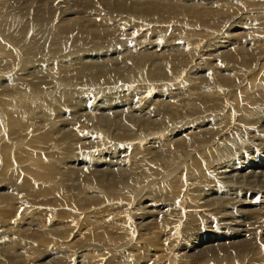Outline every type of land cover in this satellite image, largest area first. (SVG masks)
Segmentation results:
<instances>
[{
	"label": "bare ground",
	"instance_id": "obj_1",
	"mask_svg": "<svg viewBox=\"0 0 264 264\" xmlns=\"http://www.w3.org/2000/svg\"><path fill=\"white\" fill-rule=\"evenodd\" d=\"M167 1L0 0V264H105L102 258L124 252L126 244L99 252L98 257L85 252L106 249L110 244H101L105 238L116 244L132 231L139 240L132 248L135 254L106 264H170L175 258L195 264H264V184L241 186L238 200L231 198L233 194L225 200L206 199L209 194L203 193L213 186L218 195L222 188L216 191L219 181L213 173L230 162L238 163H226V145H238V136L253 141L260 137L259 128H248L259 125L256 115L264 111V71L260 72L264 14L246 16L252 19L251 24L247 19L249 30L263 40L215 54L217 64L213 65L204 56L218 41L223 45L224 40H238L229 35L232 25L226 29L228 37L225 33L210 43L189 38H198L197 31L150 28L157 24L145 17L154 15L160 17L161 25L183 12L192 24L200 13L202 24L217 19L215 10H177V4ZM248 1L244 2L247 8L264 11V0ZM237 5L222 0L220 14L225 19L231 14L228 10L238 14L243 8ZM112 11L125 12L131 22ZM57 16H62L59 22L54 21ZM44 40L49 41L47 46ZM130 47L134 50L118 59H101L115 49L121 55L122 48ZM89 48L103 53L97 54V61L82 60L91 58L85 54ZM229 64L237 67L231 78L212 72ZM202 68L207 74L197 75ZM230 79L240 89L226 85ZM170 84L177 85L171 88ZM211 84H215L212 90ZM81 87L88 89L83 94L89 96L83 102L98 96L96 104L112 98L110 108H122L114 113L146 111L151 123L136 120L131 126L138 123L142 130L122 132L114 128L117 115L106 118L90 113V118H72L84 105ZM184 93L189 98L179 97ZM96 104L95 112H99L103 106ZM208 118L213 124L202 128ZM66 125L71 126L69 131ZM135 135L144 140L137 143ZM106 143L116 146L115 150L103 153ZM89 150H102L103 156L121 152L133 177L111 175L99 164L84 167L86 158L79 153ZM125 186L130 191L124 192ZM133 194L142 198L137 204L136 198L129 199ZM104 204L108 205L101 207ZM234 218L239 219L240 228L231 226ZM154 239L157 245L150 247L147 241ZM52 253L55 256L47 260ZM255 253L261 257L252 259Z\"/></svg>",
	"mask_w": 264,
	"mask_h": 264
},
{
	"label": "rangeland",
	"instance_id": "obj_2",
	"mask_svg": "<svg viewBox=\"0 0 264 264\" xmlns=\"http://www.w3.org/2000/svg\"><path fill=\"white\" fill-rule=\"evenodd\" d=\"M109 1H113V0H105V2H109ZM139 1V0H138ZM157 1H159V2H161V3H165V2H168L167 0H157ZM172 2H174L175 4H177V6L178 7H176V8H178L177 10H180V8H182V7H184V9H186V10H188V9H191V8H199V9H202V10H215L214 12H215V14H216V20L215 21H212V23H211V20L213 19V18H211L210 19V22L209 23H206V24H202V22L203 21H201V16H202V14L200 13L199 14V16L198 15H196V16H194L195 17V19L193 20V24L192 23H189V22H187L186 20H185V17H186V14L183 12V15L182 14H178L180 17L179 18H177L176 16L173 18V21H171V22H168V23H166V24H164V25H161V22H160V17L158 16V15H154V16H149V17H145L146 19H147V21L148 22H151V23H156L157 25L156 26H154V25H152L151 24V27L150 28H153V27H157V28H169V29H176V27L177 28H183V29H187V30H190V31H194V32H196V33H198V34H200V36L198 37V38H196L195 36H191V37H189V38H192L194 41L195 40H203V41H206V43H210L211 41L213 42L214 41V39L216 38V37H219V39L218 40H220L221 39V36L223 37L224 35H226L227 33V31H226V29H228V28H230L231 27V25H232V27L230 28V30L231 31H228V32H230L229 33V35H231V39L232 40H234V38L235 39H237L238 38V40H234L233 42H231V40L230 41H228V40H224V44L222 45V41H218L217 42V44H214L213 45V48L212 49H210V50H212V52H214V53H212V56H210V50L206 53L207 55L206 56H204V58H206V60H209V62L211 63V64H213V65H215V64H217V62L215 61L217 58H215L214 57V55L216 54V56L217 55H220L221 53H224L225 51L227 52V51H229V50H232V49H234L235 47H236V49L237 50H240L239 48L240 47H242V46H245V45H247L248 44V46H246V48H248L249 46H250V44H251V41H254V40H260V38H261V40H263L262 39V36L260 37L258 34H255L254 32H251L250 30H249V26H248V20L249 19H251V18H247V17H251L252 15H255V14H264V11H259V10H256L255 8L253 9V8H247V6L245 5V3H247V2H249L248 0H243V3H241V1L240 0H223L224 1V4H225V2L227 3V4H233L234 3V5H237V6H239V7H241V8H243L242 9V11H240V12H238V14H236L235 12H232L231 10H228L231 14H235V15H228L227 14V19H225V17L223 16L224 14H220L221 13V10H219V9H222V7H220V4H221V2H222V0H171ZM180 1V2H179ZM181 1L183 2V3H181ZM216 1V2H215ZM235 1V2H234ZM195 2V3H194ZM203 2V3H202ZM209 2V3H208ZM215 2V3H214ZM219 2V3H218ZM232 2V3H231ZM245 2V3H244ZM197 3V5H195ZM184 4V5H183ZM189 5V6H187V5ZM198 4H199V6H198ZM242 4H244V5H242ZM186 5V6H185ZM206 6V7H204V6ZM180 6V7H179ZM244 6V7H243ZM218 7V8H217ZM216 8V9H215ZM249 9V10H247V9ZM263 9H264V7H262ZM252 9V10H251ZM259 11V12H258ZM112 13L116 16V17H118V18H120V19H125V20H128V21H130V18H129V16H128V14H126L125 12H120V11H112ZM242 13V14H241ZM246 13V14H245ZM245 15V16H244ZM249 15V16H248ZM234 16V17H233ZM242 16L244 17V18H242ZM247 16V17H246ZM62 16H57L56 18L57 19H55L54 21H58L59 22V20H58V18L60 19ZM198 17V18H197ZM224 19H223V18ZM246 17V18H245ZM75 17H72V19H74ZM187 18V17H186ZM191 18V17H190ZM242 18V19H241ZM66 19H71V18H66ZM146 19H142V20H145L146 21ZM223 19V20H222ZM232 19V20H231ZM248 19V20H247ZM125 20H123V22L121 23V24H119V25H123L126 21ZM240 20H241V22H240ZM243 20V21H242ZM66 21V20H65ZM183 21V22H182ZM221 24H219L218 22ZM233 22V24H232V22ZM109 22H111V23H113L114 24V20H112V21H109ZM131 22V21H130ZM175 22V23H174ZM217 22V23H216ZM239 22V23H238ZM251 22H252V19L250 20V23L249 24H251ZM159 23V24H158ZM170 23V24H169ZM181 23H183V24H181ZM214 23L216 24L215 26H213L214 25ZM169 24V25H168ZM172 24H174V25H172ZM191 24V25H190ZM196 24V25H195ZM238 24V25H237ZM244 26H243V25ZM254 24V23H253ZM177 25V26H176ZM227 25V26H226ZM184 26V27H183ZM188 26V27H187ZM194 26V27H193ZM217 26V27H216ZM225 26H226V28H225ZM224 29H223V28ZM242 28V29H241ZM212 29V30H211ZM217 29V30H216ZM219 29H220V31H219ZM245 29V30H244ZM246 29H248V30H246ZM250 29H251V27H250ZM210 30V31H209ZM222 30V31H221ZM237 30V31H236ZM212 31V32H211ZM215 31V32H214ZM224 31V32H223ZM250 32V33H249ZM202 33H207L208 35H207V37H205L204 36V34H202ZM219 33V34H218ZM223 35H222V34ZM226 33V34H225ZM239 34V35H238ZM228 34L226 35L227 37L229 36ZM242 35H244V36H242ZM239 36V37H238ZM252 36H254V37H252ZM30 37V36H29ZM246 37V38H245ZM257 37H258V39H257ZM240 38H241V40H243V41H248L247 43H246V41L245 42H243V41H240ZM248 39V40H247ZM251 39V40H250ZM123 40H125V39H123ZM155 40V38L154 39H152L151 41H154ZM44 41H46V40H44ZM250 41V42H249ZM49 42V41H48ZM47 41L46 42H44V45H48L47 43H48ZM237 42V43H236ZM234 43V44H233ZM77 44V46H78V44H80L79 42L77 43H74V45H76ZM94 46H98V50H99V45L98 44H93ZM234 47V48H233ZM101 48H103V45L101 46ZM115 49V48H114ZM117 49H118V47H117ZM117 49H115L116 51H114L113 53H108V54H106V55H102L103 53H100V52H98V51H95L94 50V52H93V49L91 50V48H89V49H87L86 51H85V54H90L91 55V58L90 59H88L87 57L85 58V57H83L82 58V60H84V61H88V60H96L97 61V54H101L102 56H101V59H103V60H108V59H111V58H114L115 57V59L117 58V56H118V58L119 57H121V56H123V55H126L127 54V52H129L130 50H134V48H132V47H130L129 49H121V51H120V53H121V55L119 54V55H117V53H118V50ZM88 50H89V52H88ZM91 50V51H90ZM136 50V49H135ZM155 50H157V49H151L150 51L151 52H153V51H155ZM160 50H164V49H160ZM101 52H104V49H101L100 50ZM91 52V53H90ZM96 52V53H95ZM241 52H243V51H241ZM93 53H95V54H93ZM123 53V54H122ZM125 53V54H124ZM219 53V54H218ZM113 56V57H112ZM153 56H156V55H153ZM75 57V59L74 60H78L77 59V57H79L78 55H75L74 56ZM117 58V59H118ZM86 59V60H85ZM154 63H157V62H159V61H157L156 59H153L152 60ZM152 61H150V62H152ZM199 61V60H198ZM198 61H196L195 63H197ZM262 61H263V57H262V60H260L259 62L260 63H262ZM153 63V64H154ZM259 63V64H260ZM254 64H256V63H254ZM258 64V65H259ZM258 65H257V67H256V69L253 71V73H255L256 71H257V68H258ZM153 66V65H152ZM151 66V64H149L147 67H152ZM226 68H228V69H226ZM226 68H225V66L223 67V68H219L218 70H213L212 72L213 73H216V74H221V75H223V76H229V74H230V76L229 77H227V78H231L232 76H234L235 74H236V72H237V67H233V65H231V64H229V65H226ZM208 69V68H207ZM224 69V70H223ZM234 70V71H233ZM199 72V74H197V75H202V76H205V74H207V71L205 70H203V68L200 70H198ZM263 71H264V67L263 68H261V70H260V72H261V74L263 73ZM208 74H209V72H208ZM228 81V84H226V85H229L232 89H234L235 87H236V91H237V89H240V86H236V83H233L234 81L233 80H227ZM179 83V82H178ZM160 85V87H164V85H166L165 83L164 84H159ZM171 85V84H170ZM175 85H177V84H173V85H171V88H173ZM215 84H211L210 85V87H211V90H212V88H213V86H214ZM234 85V86H233ZM187 86V84H185V85H181L180 87H182V88H185V87ZM245 86V84L242 86V88ZM239 87V88H238ZM264 87V85H262V88ZM73 88V87H72ZM82 88V89H81ZM80 88V90L82 91H80V94H79V96L80 95H82V96H80L81 97V99H82V102H83V99L85 98V97H89V96H87V95H85L87 92H88V89H86V87H84V90L85 91H87V92H84V94H83V87H81ZM220 88V87H219ZM261 88V89H262ZM74 89V88H73ZM76 89H78V87H75V90ZM253 89H256V85L255 86H252V90ZM170 90V89H169ZM174 92V91H173ZM91 93H93V91H91ZM190 94L192 93V92H189ZM204 93H206V92H204ZM209 93H211V91L209 92ZM208 92L206 93V94H209ZM85 96V97H84ZM181 99H187V98H189V94L188 93H184V94H182L181 96H179ZM178 97V98H179ZM46 98H47V96H46ZM101 97H95V99H90V100H88L86 103L85 102H83V106L79 109V111L78 112H76L75 113V115L74 114H71V116H72V118H76L77 120H80V117L79 116H81V117H83V118H90L92 115H90V113H92L94 116H99L98 114H102V115H104V116H102V115H100L101 117H106V115H108L106 118H110L111 116H116L117 115V117H115V119H114V121H115V126H114V128H117V131L118 130H120V129H122V132H123V129H127V130H138L139 128H140V130H142V128L141 127H139V124L138 123H136V126H131V125H133L135 122H136V120H140L141 122H143V120H144V123H151V122H147V118L149 117V114L148 113H146V111H144V112H136V111H133V112H123V113H114V112H116V111H118V112H121V110H122V108H113V109H111L110 108V106L109 105H111V106H113V104H112V98L111 99H104V100H101V101H99V102H97V104H96V100H98V99H100ZM51 99V98H50ZM54 100H56V99H54ZM94 100V101H93ZM109 101V102H108ZM111 102V103H110ZM93 104H96L97 106L99 105V104H101L103 107H101L100 108V110H99V112L98 111H96L95 112V110H96V108H94V106H93ZM263 108H261L262 110H264V106H262ZM118 109V110H117ZM81 110V111H80ZM261 110V111H262ZM95 112V113H94ZM222 111H220V113H221ZM146 113V114H145ZM209 113V112H208ZM81 114V115H80ZM84 114V115H83ZM96 114V115H95ZM109 114H111L110 116H109ZM219 114V112L218 113H215V115L214 116H217ZM122 115V116H121ZM126 115V116H125ZM128 115V116H127ZM206 116H208L209 114H205ZM76 116V117H75ZM64 118L66 117V116H63ZM69 116L67 115V117L66 118H68ZM135 117V118H134ZM204 117H198V119H203ZM255 118V117H254ZM119 119H121V120H119ZM132 119V120H131ZM149 119H150V117H149ZM153 119H155V117H153ZM187 119V120H186ZM255 119H260V121L258 122V126H257V124L256 125H250V127L248 128L249 130H251V131H253V130H257L258 128H259V131H258V133H260V137H259V135L257 136L256 135V137L255 138H257V140H252V139H249V138H246L245 136H242L241 137V139H243V140H241L240 139V136H238V138H237V140H236V143L238 142V145H236V146H233L234 144H228V145H226L227 147H225L226 149H229V150H226L225 149V151H227V154H226V160L225 161H227L226 163H228V162H230V161H232L233 160V162H238V163H229V165L228 164H226V166H223V168L222 167H220L219 168V170L220 171H218V173H213V175L215 176L214 178L215 179H217L216 181H219V182H216L215 184L216 185H219V186H217L218 187V189H216V191L217 190H219V188L221 189L222 188V192L220 191H218L219 193H218V195H217V192L215 193V190L213 191V189H211L212 187H202L204 190H203V193L204 192H206V193H208L209 195H207V194H205V196H206V199L207 198H209V197H214V198H216L217 196H220V197H217V198H223V200H225V199H229L230 198V195H232L231 196V198H234V199H240L239 197L241 196V194H239V193H237L238 192V190L241 188V186H244V185H246V186H248V185H256V183H258V184H264V139H263V137H264V111H262V112H260L259 114H257L256 115V118ZM131 120V121H130ZM207 120V119H206ZM234 120V119H233ZM185 122L186 121H190V119H188V118H185V120H184ZM212 123H211V122ZM74 122V121H73ZM205 123V126L203 127L202 126V128H205V127H209L210 125H212L213 124V119L212 118H208V120L207 121H203L201 124H204ZM118 124V125H117ZM122 124H124L123 126H122ZM182 125V123H180L179 125H176V126H178V127H180ZM209 125V126H208ZM119 126V127H118ZM254 126V127H253ZM137 127V128H136ZM256 128V129H253V128ZM262 127V130L260 129ZM129 128V129H128ZM64 129L66 130V131H69L70 129H71V126L70 125H66L65 127H64ZM171 130H173V128H171ZM133 133H134V131H132ZM145 137H147L146 135H145ZM259 137V138H258ZM133 138L135 139V140H137V139H139V140H137V143L141 140V141H143L144 140V138H142V139H140L139 138V136H133ZM133 139V140H134ZM245 139H247V140H245ZM134 140V141H135ZM239 140L242 142H240L241 144H239ZM115 141V140H114ZM145 142V141H144ZM244 142V143H243ZM85 143H87V142H85ZM129 143V142H128ZM128 143H126L125 144V146H127L128 145ZM134 143H136V141L134 142ZM133 142H131V144H134ZM68 144H70V142L68 143ZM67 144V145H68ZM108 143H106V146L104 147V149H102V150H96V151H93V150H89L88 152H86V153H82V152H80L79 153V155L81 154V157L83 158V159H85L86 158V160H84L83 161V165H84V167H87L88 169H93L95 166L97 167L98 166V164H99V166H100V168L101 169H103L104 171H106V172H108V173H110L111 175H117V174H121L122 173V176H123V178L124 179H128V178H130V177H133V174L134 173H127V171L129 170H127V168H128V162L127 161H125L124 159H123V157H121V152L120 153H118V152H116L117 154H115V153H113L112 155H108V156H103L102 155V153H101V151L103 152V153H106V151L104 152V150H115V148H116V146H110V145H108ZM230 145V146H229ZM261 149V150H260ZM231 150V151H230ZM233 150H235V152L233 151ZM112 152V151H111ZM114 152V151H113ZM229 153V154H228ZM115 154V155H114ZM94 155H97V156H94ZM85 156V157H84ZM101 158H100V157ZM98 157H99V159H98ZM103 157V158H102ZM237 157V158H236ZM88 159V160H87ZM90 159V160H89ZM80 160V159H79ZM79 160H77V161H79ZM240 160V161H239ZM104 161V162H103ZM127 162V163H126ZM94 163V164H93ZM238 164V165H237ZM82 165V166H83ZM95 165V166H94ZM235 167V168H234ZM242 167V168H241ZM121 168V169H120ZM227 168V169H226ZM125 169V170H124ZM114 172H113V171ZM116 170V171H115ZM126 171V172H125ZM240 172V173H239ZM73 179V178H72ZM214 179V180H215ZM133 180V179H132ZM135 180V179H134ZM257 180V181H256ZM74 181V183H73V186H75L76 187V183H77V181L75 182V180H73ZM155 181H159V180H155ZM153 182V184L154 185H157L158 183L157 182ZM161 181V180H160ZM168 181V180H167ZM239 182H243L242 184H240ZM156 183V184H155ZM218 183V184H217ZM219 183H221V184H219ZM207 184V183H206ZM223 184V185H222ZM220 185H222V186H220ZM90 187V186H89ZM88 186H87V190H89V192H93L90 188H89ZM216 187V188H217ZM126 189V190H125ZM209 189V190H208ZM230 189H232V191H229ZM123 190H124V192H127V191H130V188H129V186H125V188H123ZM213 192H212V191ZM229 191V193H228V191ZM227 191V192H226ZM210 192V193H209ZM224 192H226V194L224 193ZM232 192V193H231ZM146 193V192H145ZM229 195H228V194ZM251 193V192H250ZM223 194V195H222ZM234 195L236 196V197H234ZM257 195V194H256ZM209 196V197H208ZM239 196V197H238ZM136 198V194H133L132 196H131V198H129V199H131V201L132 200H134ZM256 198H262V197H257L256 196ZM140 199H142L141 197H139V198H136L135 199V203L137 204V202H139V201H141ZM134 202L133 203H131V205L132 204H134ZM106 205H108V204H106ZM105 204L103 205V206H101V207H104V206H106ZM119 206H121L120 204H119ZM201 210H197V212H200ZM130 215L128 214V217H129ZM249 218V216H247V218L245 219V220H247ZM239 221V219L238 218H234V220L233 221H230L231 223H233L234 225H231L233 228H240V227H238V224H237V222ZM204 230V229H203ZM226 230L224 229V231H222V232H225ZM134 231H132L131 233H130V235H128L127 237H125V238H123V239H121L118 243H116V244H111L109 241H108V239H104L102 242H101V244H104V243H106V244H110L106 249H101V250H97V249H88L85 253L86 254H89L90 255V257H98V256H96L97 255V253H99V252H102V253H107L108 252V250L109 249H112L113 247H119V246H121L122 244H126L123 248H124V252H122V253H120V254H118V253H113V252H110L108 255H106L104 258H102L103 259V261H105V264L107 263V262H109V261H112L114 258H117V257H119V256H121V255H124V254H127V255H129V254H135V253H133L132 252V248H133V246H134V244L135 243H137V242H139V240L137 239V237H134ZM47 237H49V238H51V236H47ZM148 243H150V247H154L155 245H157V239H154V240H148L147 241ZM242 252H244V253H246L245 251H243V250H239L238 251V253L239 254H241ZM79 254L77 253V255L76 256H78ZM55 255L52 253L50 256H49V258L47 259V260H50L51 258H53ZM248 257H249V255H248ZM259 257H261V253H258V254H256L255 253V255H253L252 256V259H256V258H259ZM174 261L175 262H173V263H170V264H195V263H193V261L191 260V259H187V258H175L174 259Z\"/></svg>",
	"mask_w": 264,
	"mask_h": 264
},
{
	"label": "snow or ice",
	"instance_id": "obj_3",
	"mask_svg": "<svg viewBox=\"0 0 264 264\" xmlns=\"http://www.w3.org/2000/svg\"><path fill=\"white\" fill-rule=\"evenodd\" d=\"M262 247H264V245H262Z\"/></svg>",
	"mask_w": 264,
	"mask_h": 264
}]
</instances>
